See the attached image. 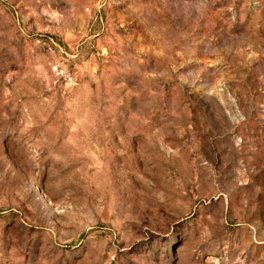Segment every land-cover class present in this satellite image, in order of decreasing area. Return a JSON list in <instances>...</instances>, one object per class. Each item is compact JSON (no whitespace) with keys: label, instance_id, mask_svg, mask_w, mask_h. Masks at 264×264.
Listing matches in <instances>:
<instances>
[{"label":"rangeland","instance_id":"obj_1","mask_svg":"<svg viewBox=\"0 0 264 264\" xmlns=\"http://www.w3.org/2000/svg\"><path fill=\"white\" fill-rule=\"evenodd\" d=\"M0 264H264V0H0Z\"/></svg>","mask_w":264,"mask_h":264}]
</instances>
